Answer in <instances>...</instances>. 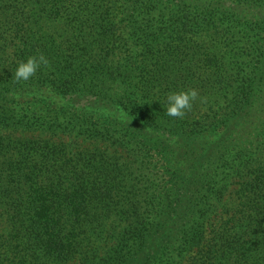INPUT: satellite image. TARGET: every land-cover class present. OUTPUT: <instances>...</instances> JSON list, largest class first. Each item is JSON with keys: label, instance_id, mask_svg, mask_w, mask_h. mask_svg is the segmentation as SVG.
<instances>
[{"label": "trees", "instance_id": "trees-1", "mask_svg": "<svg viewBox=\"0 0 264 264\" xmlns=\"http://www.w3.org/2000/svg\"><path fill=\"white\" fill-rule=\"evenodd\" d=\"M0 264H264V0H0Z\"/></svg>", "mask_w": 264, "mask_h": 264}, {"label": "clouds", "instance_id": "clouds-1", "mask_svg": "<svg viewBox=\"0 0 264 264\" xmlns=\"http://www.w3.org/2000/svg\"><path fill=\"white\" fill-rule=\"evenodd\" d=\"M49 67L50 61L43 53L29 56L26 60L18 63L14 72L15 82L29 81L38 70ZM198 99L202 98L199 91L195 88L170 92L166 97L167 116L183 118L186 112L192 109L193 103Z\"/></svg>", "mask_w": 264, "mask_h": 264}, {"label": "rangeland", "instance_id": "rangeland-1", "mask_svg": "<svg viewBox=\"0 0 264 264\" xmlns=\"http://www.w3.org/2000/svg\"><path fill=\"white\" fill-rule=\"evenodd\" d=\"M246 58L248 60L251 59L250 56L246 57ZM200 81H202V80H200ZM200 81H197V83H199ZM199 94L201 95L202 93H199ZM204 101L211 102V103H205V105H204L203 104ZM231 101H233V100L229 99V100L225 101L222 97H220L219 102L221 103V105L219 107H216V101H215V99H213L212 95L209 96V94L205 93V97L200 101L199 106L195 107V110L200 111L201 113L202 112H206L209 114L218 113V119L220 120L218 122L220 123V122H223L227 116H230L231 114H233L234 111L236 110V108H237L236 103L230 104L229 102H231ZM211 104H214L213 105L214 109L209 108V106ZM237 187H238L237 183H233L229 186L227 197L223 198V201H221V206L218 209H216L212 215H216V213L220 209H223V207H229L232 205L234 197L236 198L239 195L238 192H236Z\"/></svg>", "mask_w": 264, "mask_h": 264}]
</instances>
